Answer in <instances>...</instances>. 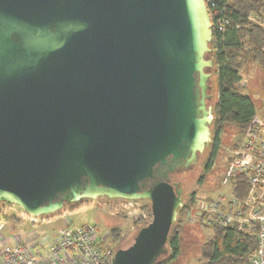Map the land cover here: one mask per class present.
<instances>
[{"label":"water","instance_id":"water-1","mask_svg":"<svg viewBox=\"0 0 264 264\" xmlns=\"http://www.w3.org/2000/svg\"><path fill=\"white\" fill-rule=\"evenodd\" d=\"M204 0H0V203L39 216L148 201L112 264H155L182 206L169 176L213 120Z\"/></svg>","mask_w":264,"mask_h":264},{"label":"trees","instance_id":"trees-1","mask_svg":"<svg viewBox=\"0 0 264 264\" xmlns=\"http://www.w3.org/2000/svg\"><path fill=\"white\" fill-rule=\"evenodd\" d=\"M210 3L207 9L211 18L212 40L209 44L211 52L206 57L213 62L209 73L213 76L217 90V99L212 106V135L215 146L226 137V140H230L229 148L233 150L250 128L253 117L264 108V83L258 93L262 100L256 102L244 93L246 85L242 82V73L252 65L257 66L264 74V28L249 19H264V0H211ZM220 26L222 31L218 30ZM227 157L225 166L230 161L229 155ZM223 172L224 169L220 177ZM218 184L220 185V180ZM84 200L62 209L67 207L70 212H74L86 208ZM195 201V194L184 199L167 241L168 253L155 264H188V252L203 264H248V258L256 248L253 237L228 229L208 231L200 222L187 221L189 206ZM141 204L150 213L149 202L143 201ZM59 212L60 210L49 216H59ZM0 219H4L10 228L24 226L21 221L6 218L1 212ZM133 224L137 230L146 225L140 221H134ZM189 227L198 237L194 242L190 241L191 245ZM199 227L209 236L203 237ZM109 237L110 242L116 246L123 241L117 228L110 230ZM112 252L114 254L115 250L112 249Z\"/></svg>","mask_w":264,"mask_h":264},{"label":"built area","instance_id":"built-area-1","mask_svg":"<svg viewBox=\"0 0 264 264\" xmlns=\"http://www.w3.org/2000/svg\"><path fill=\"white\" fill-rule=\"evenodd\" d=\"M204 2L206 7L211 4V0ZM249 19L261 27L264 25L255 17ZM218 30L222 31V27ZM251 122L238 147L229 151L230 161L220 178L218 193L210 200L200 199L191 204L186 220L200 222L208 231L228 229L253 237L256 248L248 264H264V108ZM118 201L122 203L120 211L133 222L147 224L151 221V214L138 201ZM10 211L8 218L33 228L56 223L59 219L58 216L30 215L17 208ZM7 228L10 227L5 220L0 219V232ZM28 245L25 241L12 245L0 242V264H112L114 255L111 248L104 246L96 225L58 228L44 254H34Z\"/></svg>","mask_w":264,"mask_h":264},{"label":"rangeland","instance_id":"rangeland-1","mask_svg":"<svg viewBox=\"0 0 264 264\" xmlns=\"http://www.w3.org/2000/svg\"><path fill=\"white\" fill-rule=\"evenodd\" d=\"M264 22V19L260 20ZM264 28V25H262ZM243 84L246 85L244 93L250 95L253 100L258 102L260 95H258L259 90H261V84L264 83V74L257 66H250L246 71L242 73ZM210 90L208 95L210 96V106L212 107L217 99V90L214 84V79L211 74L209 82ZM260 106V105H259ZM224 142H229L226 137L223 138ZM224 169V168H223ZM215 172V171H214ZM201 171L200 166L195 167L189 172L181 174L180 181L183 186L182 204L184 199H186L191 194H195L196 200L213 198L219 191L220 185L218 184L220 180V173L212 176L213 173L207 175L203 182L199 181ZM86 208L80 209L78 211L70 212L69 208H64L59 212V219L56 223L50 225H42L38 228L24 226H17L13 229L7 228L0 232V242L6 244H14L18 241L28 242L29 249L34 254L42 253L44 254L49 245L50 239L58 228H64L66 226H84V225H96L100 230V235L103 239L104 246L114 249L117 251L120 248L128 247L135 235L137 234V228L134 226L133 221L124 212L120 211L121 201L118 200H108L105 198H98L94 200H84ZM142 203L143 201H138ZM74 205V204H73ZM20 208L16 206H5L0 204V212L8 218L11 214L12 209ZM122 215V217L120 216ZM57 217V216H56ZM55 217V218H56ZM195 223V222H193ZM194 225V224H193ZM112 228H117L121 232L123 241L119 246H116L110 242L109 232ZM199 229H201L199 227ZM203 233V237H208L209 234L205 231L199 230ZM189 244L190 241L197 240L198 237L192 228L189 227ZM202 238V237H201ZM200 238V239H201ZM191 245V244H190ZM187 258H189L188 264H203V262H198L194 259V254L188 252Z\"/></svg>","mask_w":264,"mask_h":264},{"label":"flooded vegetation","instance_id":"flooded-vegetation-1","mask_svg":"<svg viewBox=\"0 0 264 264\" xmlns=\"http://www.w3.org/2000/svg\"><path fill=\"white\" fill-rule=\"evenodd\" d=\"M210 100L211 98L206 101L208 106H210ZM229 147H230V142H224L222 140H220V142L217 143V145L215 146V142L213 140V135H212V128L210 126L209 138L206 142V145L202 153L198 154L195 164L192 165L187 171H180L171 174L169 176V183L172 185L179 184V188H182L183 190L182 182L180 181L181 174L185 172H189L197 166H200V171H201L199 177L200 182H203L205 177L211 173H213L212 176L214 175L215 172L216 174L219 173L221 174L225 166V160L228 158L227 156L229 155V151H230ZM0 204L9 206L6 203H0Z\"/></svg>","mask_w":264,"mask_h":264}]
</instances>
